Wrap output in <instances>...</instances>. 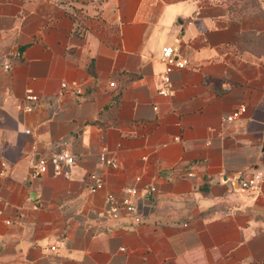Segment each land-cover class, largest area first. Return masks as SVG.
I'll use <instances>...</instances> for the list:
<instances>
[{"label":"crops","instance_id":"obj_1","mask_svg":"<svg viewBox=\"0 0 264 264\" xmlns=\"http://www.w3.org/2000/svg\"><path fill=\"white\" fill-rule=\"evenodd\" d=\"M263 39L218 0H0V264H264ZM64 138L71 176L32 175Z\"/></svg>","mask_w":264,"mask_h":264},{"label":"built area","instance_id":"obj_2","mask_svg":"<svg viewBox=\"0 0 264 264\" xmlns=\"http://www.w3.org/2000/svg\"><path fill=\"white\" fill-rule=\"evenodd\" d=\"M176 49L173 44H166L161 48L160 52V60L164 62L165 67L163 71V84L164 88L161 89L162 93H166L168 91V86L170 82V71L174 67H183L187 63V59L184 57H179L175 53ZM4 66L8 67L9 63L4 62ZM62 88H66L68 83L66 81L61 82ZM75 90L77 92L81 91V88L76 86ZM25 98L29 101H36L38 99L37 93L33 90L28 89L25 92ZM25 107H30V104H27ZM246 110L245 106H240L238 108L233 109L229 113H227L224 118L225 119H233L239 116ZM28 131V130H26ZM69 141L67 139H61L56 143L53 150L48 155H40L35 160L32 166V175L44 174L49 172L50 174L57 176L62 175L65 177L71 176V167L74 164L75 156L68 148ZM101 158L106 162L114 163L113 159L105 158L104 155H101ZM5 161L0 160V172L3 173L5 171ZM188 174H192L188 172ZM263 172L261 170L256 171L251 176L242 177L239 180L241 188H257L262 179ZM89 179L91 180L90 188L98 189L102 186L103 179L100 175L91 172L88 174ZM149 191L155 190V186H149ZM138 194V189L135 186H127L122 188V195L119 197L113 193H107L105 195V204L103 215L106 220H118L124 214H132L134 216V220L139 221L140 216L137 214L138 211V203L135 200V197ZM1 214V210H0ZM6 223H10L11 219L6 218ZM54 247V246H52Z\"/></svg>","mask_w":264,"mask_h":264},{"label":"rangeland","instance_id":"obj_3","mask_svg":"<svg viewBox=\"0 0 264 264\" xmlns=\"http://www.w3.org/2000/svg\"><path fill=\"white\" fill-rule=\"evenodd\" d=\"M219 1L224 2L229 7V10L233 14V16H235L236 18H240L246 14H254L264 9V0H219Z\"/></svg>","mask_w":264,"mask_h":264},{"label":"trees","instance_id":"obj_4","mask_svg":"<svg viewBox=\"0 0 264 264\" xmlns=\"http://www.w3.org/2000/svg\"><path fill=\"white\" fill-rule=\"evenodd\" d=\"M219 1V0H218ZM224 3V2H223ZM229 8V7H228Z\"/></svg>","mask_w":264,"mask_h":264}]
</instances>
